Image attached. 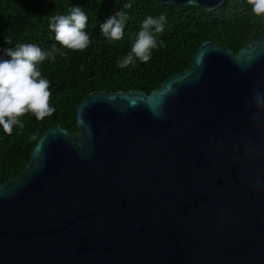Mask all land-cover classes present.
Returning <instances> with one entry per match:
<instances>
[{
	"label": "water",
	"instance_id": "1",
	"mask_svg": "<svg viewBox=\"0 0 264 264\" xmlns=\"http://www.w3.org/2000/svg\"><path fill=\"white\" fill-rule=\"evenodd\" d=\"M74 121L0 183V264H264V36L203 42L148 94L85 95Z\"/></svg>",
	"mask_w": 264,
	"mask_h": 264
},
{
	"label": "trees",
	"instance_id": "2",
	"mask_svg": "<svg viewBox=\"0 0 264 264\" xmlns=\"http://www.w3.org/2000/svg\"><path fill=\"white\" fill-rule=\"evenodd\" d=\"M72 7H80L87 15L85 31L91 43L82 52L67 51L38 66L49 81L55 112L42 121L25 115L24 127L14 126L11 135L0 127V183L20 172L30 149L48 127L77 133L74 108L85 95L132 90L148 94L169 76L187 69L201 43L210 41L236 52L248 38L264 36V18L255 16L246 0H226L209 13L160 6L153 0H0V58L9 59L5 50L21 44H35L44 51L53 44L60 48L49 27L50 17L70 14ZM119 11L127 16L124 39L110 42L100 33V24ZM161 14L166 22L155 35L162 46L152 51L147 63L134 58L133 64L118 68L117 61L131 52L142 21Z\"/></svg>",
	"mask_w": 264,
	"mask_h": 264
},
{
	"label": "clouds",
	"instance_id": "3",
	"mask_svg": "<svg viewBox=\"0 0 264 264\" xmlns=\"http://www.w3.org/2000/svg\"><path fill=\"white\" fill-rule=\"evenodd\" d=\"M251 12L264 18V0H246ZM128 7V5H125ZM126 13L119 11L100 24V33L110 42L124 39ZM166 17H146L141 24V30L135 36L131 52L117 61V67L124 69L133 64L134 58L147 63L152 51L163 42L158 41L155 34L163 31ZM88 17L80 7H72L70 14L52 15L49 27L55 33V44L49 51H44L35 44H21L15 49L5 50V56L0 58V127L11 135L13 127H24L22 117L32 115L42 121L55 112L51 104L49 81L42 77L39 65L45 61H54L56 55L65 56L67 51L82 52L86 50L91 38L85 31ZM10 43V41H9Z\"/></svg>",
	"mask_w": 264,
	"mask_h": 264
}]
</instances>
